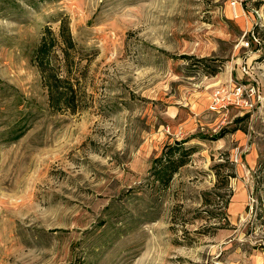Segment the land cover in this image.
<instances>
[{"label":"rangeland","instance_id":"1","mask_svg":"<svg viewBox=\"0 0 264 264\" xmlns=\"http://www.w3.org/2000/svg\"><path fill=\"white\" fill-rule=\"evenodd\" d=\"M63 18L74 112L32 63ZM0 264H264V0H0Z\"/></svg>","mask_w":264,"mask_h":264},{"label":"trees","instance_id":"2","mask_svg":"<svg viewBox=\"0 0 264 264\" xmlns=\"http://www.w3.org/2000/svg\"><path fill=\"white\" fill-rule=\"evenodd\" d=\"M40 1L46 2L48 0ZM44 29L39 45L32 57V63L40 73L41 86L46 90L49 109L54 112L66 110L74 112L78 108L76 90L72 78L68 77L65 71L71 70L75 65L71 53L75 51L76 44L73 42L68 22L64 18L60 21L57 35L50 28L46 27ZM58 50H60L62 58L59 62ZM198 61L205 63L207 60L198 59ZM207 68V74L210 76H214L219 72L217 66L211 65ZM223 135L221 133L219 136ZM179 151L177 144L171 145L156 160L155 175L162 189L168 188L173 176L187 163L185 152L178 154ZM176 154L179 156H176ZM231 176L233 177V173L229 174L228 178Z\"/></svg>","mask_w":264,"mask_h":264},{"label":"built area","instance_id":"3","mask_svg":"<svg viewBox=\"0 0 264 264\" xmlns=\"http://www.w3.org/2000/svg\"><path fill=\"white\" fill-rule=\"evenodd\" d=\"M217 94L219 93H215L214 94V99H213V103H212V106H211V109H218V108H221L225 106V104L227 103H231L233 105H236V107H239V108H244V107H251L248 99L250 97H252V93H246L245 92V95L248 97V98H245L243 97L244 94H243V91L242 90H238L236 91L234 94H233V98L227 96V98L225 97H217ZM220 106V107H218Z\"/></svg>","mask_w":264,"mask_h":264}]
</instances>
